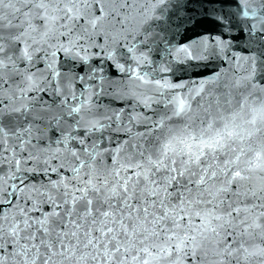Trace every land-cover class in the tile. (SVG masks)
<instances>
[{
    "label": "water",
    "instance_id": "obj_1",
    "mask_svg": "<svg viewBox=\"0 0 264 264\" xmlns=\"http://www.w3.org/2000/svg\"><path fill=\"white\" fill-rule=\"evenodd\" d=\"M0 264H264V0H0Z\"/></svg>",
    "mask_w": 264,
    "mask_h": 264
}]
</instances>
